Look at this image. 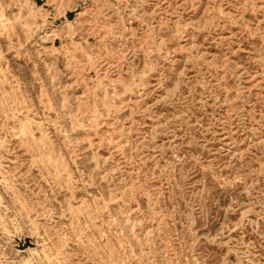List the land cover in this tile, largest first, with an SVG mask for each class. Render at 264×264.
Returning a JSON list of instances; mask_svg holds the SVG:
<instances>
[{"label": "rangeland", "instance_id": "374dc122", "mask_svg": "<svg viewBox=\"0 0 264 264\" xmlns=\"http://www.w3.org/2000/svg\"><path fill=\"white\" fill-rule=\"evenodd\" d=\"M0 264H264V0H0Z\"/></svg>", "mask_w": 264, "mask_h": 264}]
</instances>
